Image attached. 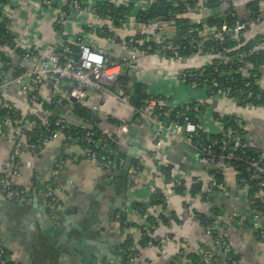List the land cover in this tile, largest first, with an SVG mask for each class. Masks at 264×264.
I'll list each match as a JSON object with an SVG mask.
<instances>
[{"label":"crops","instance_id":"obj_1","mask_svg":"<svg viewBox=\"0 0 264 264\" xmlns=\"http://www.w3.org/2000/svg\"><path fill=\"white\" fill-rule=\"evenodd\" d=\"M83 1L95 4L105 0ZM107 1L119 3L121 0ZM148 1L133 0V8L137 9L145 5L147 7ZM225 1L233 6L240 18L250 15L246 6L251 0ZM200 2L203 4L204 0ZM53 6L54 9L49 10L52 6L44 7L41 0H5L2 11L8 19L9 28L16 38L15 43L20 49L35 50L40 55H45L44 49L47 47L76 45L77 35L81 34L85 43L104 54L118 58L128 53L124 41L126 36L140 35L152 42L158 40L155 19L147 23H138L133 17L124 20L119 26H114L109 20L98 15H72L67 17L66 21H60V11L63 6L61 0H53ZM208 15L207 8L203 6L194 7L184 14L188 19L207 18ZM57 24L60 31L56 29ZM102 26H107L114 33L117 41H108L107 38L99 36L96 29ZM165 33L170 39L175 37V31L170 25H166ZM263 34L264 19L251 25L242 37L249 40ZM62 40L65 42L62 43ZM261 49L264 51V44ZM9 52L13 61H17L12 65L17 66L21 63L13 51ZM212 58L217 56L198 54L173 59L141 54L132 73V79L133 82L134 79L135 82H142V79L146 78V82H142L146 91L167 99L169 103L184 104L188 107L191 103L200 102V110L194 112V119L198 128L207 134L215 133L220 129L215 118L216 114L235 117L245 128L249 144L252 147H262L264 105L243 107L227 97H208L204 93L191 90L186 81L178 78V74L182 71L201 67L209 63ZM23 63L24 69L32 67L31 63ZM258 72V81L264 85V62L258 67ZM72 84L71 81L66 83L62 81L61 93H67ZM131 87L128 86L126 90H130ZM41 95L44 102L53 100L51 96L49 97L46 87L42 88ZM0 99L14 103L25 111L34 109L41 118H47L53 111V109L45 110L42 106H31L26 92L19 85L10 88L0 87ZM79 102L91 110L95 109L97 127L102 133L117 139L119 151L125 154L124 160L130 155L132 160L130 175L126 178V181L131 180V186L126 188L125 181L121 196L125 208L109 211L106 214L107 219L101 222L109 252L113 255L109 264H143L144 260L149 264H193L186 256L189 253L203 257V253L207 250L214 255L218 249V252L224 251L213 243L210 235L206 234L199 215L209 218L211 222L219 219L226 224L221 234L228 241L232 252L239 256L238 264H264V234L260 235V229L253 227V223L258 222L264 230V213L254 212L252 209L254 201L249 197V186L237 185L235 171L232 168L223 167L221 173L223 186L211 188L208 171L195 165L178 151L180 140L164 134L161 136L162 144L156 149L153 129L135 122L133 119L135 113L130 105L121 102L113 95L103 97L93 90H86L85 96ZM64 111V118L77 119L72 108ZM112 119L120 121L121 124L112 122ZM2 125L0 122V169L12 146L7 137L2 135L6 132ZM122 125L135 128L136 133L141 135L138 146L130 143L132 135L128 134V128L127 131L121 130ZM23 146L26 147L25 143ZM24 147L20 153V171L16 178L17 186L22 192L21 195L16 196L20 200L14 202L0 199V238L7 250L8 259L14 264H58L56 257L59 251L49 241L51 236H43L41 233L45 226L44 219L47 216L45 205L48 202L41 192L44 185L50 181L54 182L60 209L70 204H99L105 196L114 197V191L109 190V186L115 181L112 177L115 169L107 171L99 167L96 161L85 159L81 148L66 142L64 135L44 143L34 153ZM194 150V156L198 159L200 150L198 148ZM154 152H156L155 157ZM50 160L52 163H49ZM58 164L60 168L57 167ZM164 167L171 168V177L168 181H172L173 186L162 175ZM153 171L158 178L157 187L153 184ZM32 187H36V192H32ZM157 188L167 196L161 214L169 218V224L155 228L154 236L160 240L156 248L150 246L140 249L138 239L141 231L130 223L140 219V223L143 224L145 221L143 215L147 214L149 217L158 211V206L148 208ZM176 188H182L183 192H175ZM254 197L264 205V191L254 194ZM134 203L144 205L145 211L141 216L139 214L141 210H135ZM111 204L105 199L102 211H108ZM102 211L100 210L101 213H105ZM117 213L120 214L119 218L116 216ZM122 216L129 221L128 225H125L126 220H121ZM242 216L244 222H240ZM249 218L252 219L251 223L248 222ZM129 238L133 242L131 246L126 247ZM133 246L137 247L139 256L129 262L125 258L126 252ZM216 258L215 262H208L220 264L218 256Z\"/></svg>","mask_w":264,"mask_h":264},{"label":"built area","instance_id":"obj_2","mask_svg":"<svg viewBox=\"0 0 264 264\" xmlns=\"http://www.w3.org/2000/svg\"><path fill=\"white\" fill-rule=\"evenodd\" d=\"M61 2L63 6L60 11V21H66V18L72 15H97V3H87L83 0H61ZM112 2L128 5L133 0H121L119 3ZM151 2L152 0H149L147 5L149 6ZM41 3L46 8L53 6V0H41ZM148 6L146 7L145 5V7H139L137 9L133 8L123 16V21L128 18H136L138 10H145ZM228 6H230L229 2L225 0L221 1L219 12L222 11L223 20L214 26L209 25L207 18H187L189 25H191L189 33L192 34L182 37V41L176 40V37L170 39L165 33L166 25H170L175 31L174 20L165 21L162 17H156L158 40L154 42L158 48L153 53L145 52L143 48L144 44L150 42V40L144 36L135 38V35L128 36L125 42L128 52L127 55L115 58V60L110 59L112 56L104 54L100 50L85 43L82 40L81 34L77 35L76 38L77 49L75 53H78V55L75 58H67L63 63L59 61V57L65 53L55 52V47L45 48V55H40L35 50L24 49L20 58L23 62L31 63L32 67L24 69L17 76L4 75V72L1 70L3 74L0 76V87L10 88L19 85L26 92L28 103L36 107L41 106L44 102L41 90L43 87H46L49 97L51 96L53 99L54 107H59L63 110L69 108L73 110L74 103H80L79 101L85 96L86 90L97 91L103 97L113 95L121 102L130 105L135 115L152 123L151 128L153 129L156 149L162 144L161 136L169 134L180 141L189 144L194 143L196 145L194 147L200 150L198 160L204 170H207L206 166L209 163L213 164L216 169L222 167L225 164L224 161L231 159L240 160L246 165L245 170L248 172L249 181L252 180L255 182L257 190L254 194L257 195L258 192L264 191V144L262 147H256L259 150L257 155H248L246 148L251 145L249 144L245 128L239 122H237V131L233 125L229 124V120L225 119L229 115L218 114L215 118L219 123L220 129L215 133L207 134L198 128L194 119L192 120L184 114V104L177 105V103H169V101H166L167 99L165 100L150 94L145 89L148 95L147 98L139 107H134L129 101V94L118 83V77L122 68H125L132 78V73L136 69L137 61L141 54H153L173 59L180 58L181 51L191 50V55L203 54L201 50L202 44L206 41L213 40L222 43L226 36L239 40L251 25L259 23L264 19V11H260L254 18H251L249 15L246 18L237 19L230 23L226 20L224 13ZM107 20L112 23V20ZM105 38L108 41H117L115 37ZM241 45V43H238L236 48H239ZM250 45L251 47L247 51H236L233 55L226 58L223 56L227 52L226 47H222L221 50L211 47L210 52L207 54L217 56L218 59L227 63V61L233 58L241 60L246 55H250L254 51L261 49L263 44L252 42ZM16 47L18 48V45L15 43L14 48ZM64 49L68 51L67 53L72 52L68 46H65ZM1 58L2 56L0 55V69L3 66H9L11 71L16 70L17 67H14L12 63L10 65L8 62H2ZM244 65L242 67L229 65L227 68L221 70L214 67L213 72L215 75L211 78L206 77L207 75H204L203 70L193 73V78L188 82V85L191 90L204 93L208 97L222 96L229 98L237 105L253 106L248 100L256 99L264 101V85L259 83V77L257 78L255 73L248 72L251 64L245 63ZM187 71L184 70L178 74V78L185 81ZM239 73L247 80L243 83L242 87H236L231 83H227V81L233 82L234 75ZM64 79H69L73 83L67 93H61L60 91L61 83ZM249 79H253V82L257 85L259 89L258 94H254L252 82ZM135 81L136 79H134ZM71 98H74V101ZM200 106V102H194L192 111L197 113L200 110ZM0 107H5L10 112L16 114L14 118L5 116L2 120V124L6 127V132L2 135L7 137L12 146L6 161L0 169V199L10 200L22 193L17 186L16 178L20 171V153L23 150L24 141L26 140L24 132L30 131L38 120H41V123L44 125V135L40 142L41 145L64 135L63 131L73 126V136L67 139L72 145L81 148L85 159L96 161L99 167L107 171L114 170V167L116 169L123 167L125 162L124 158L117 157L119 152L117 139L104 133L96 134L91 126L87 125L80 118L66 119L64 117H55L53 121H49L46 118H41L34 109L25 111L14 103L4 102L1 99ZM92 111L94 112L95 109H92ZM172 112L177 117L183 116L182 119H168V113L170 116ZM121 130L127 131V126L122 125ZM242 132L245 133L242 134ZM29 150L32 153L35 152L33 147ZM100 151L105 153L104 157L100 156ZM155 156L156 152H154ZM57 167L60 168L61 166L58 164ZM215 169L207 170L209 173V186L211 188L223 186L222 181H219L215 177ZM153 173V184L157 187L158 178L156 177V172L153 171ZM167 182L172 186L174 185L172 181ZM243 184L238 183L237 185L243 187L245 186ZM125 186L126 188L131 186L130 179L126 181ZM35 190L36 187H32V192H36ZM41 192L44 193V196L50 204L57 201L53 181L47 182ZM116 216L119 218L120 214L117 213ZM142 217L143 220L148 218L147 214ZM244 220V216L240 217V222H244ZM253 227L260 229V235L263 236L264 230L261 229L258 222H254ZM225 228L226 224L219 219H215L205 227V232L210 235L212 231H218L219 234L214 238V244L218 248L228 251L230 249L229 243L221 234V231ZM152 245V240H149L147 247ZM136 249V246L128 249L125 257L127 261H133L139 256L138 249ZM7 254V250L0 238V264H14L8 259ZM216 257L209 250L203 253V258L209 262H215L217 260ZM228 260L230 264H238V260L232 255L228 257Z\"/></svg>","mask_w":264,"mask_h":264},{"label":"trees","instance_id":"obj_3","mask_svg":"<svg viewBox=\"0 0 264 264\" xmlns=\"http://www.w3.org/2000/svg\"><path fill=\"white\" fill-rule=\"evenodd\" d=\"M222 0H204L203 4H201L200 0H152L150 5L148 6L147 9L145 10H138L136 19L138 23H147L150 20L156 19V17H162L165 21L169 20H174L175 24V37L176 40H181L182 37L188 36L192 33H189V28L191 25H189L188 19L184 16L186 12H188L190 9H193L194 7H206L207 10L209 9H215L219 8L220 10V4ZM5 3V0H0V55L2 56V62H8L10 65L11 63H17V61H13V58L11 57V54L9 51H13V53L18 57V61L21 63H18L16 70L11 71V68L9 66H3L0 69V76H2L1 70L4 72V75H11V76H17L21 72L24 71V67L22 65H25L20 58V55L22 52H24V49H20L19 47H15V42L16 38L14 34L12 33L11 29L9 28V23L7 17H5L3 11H2V6ZM98 8L96 11V14L99 17H102L104 19H110L112 20V23L114 26H119V24L123 21V16L128 13L130 10L133 9V3H129L128 5L124 4H115L111 1H100L97 2ZM248 10L250 11V17L254 18L260 11H264V0H251L250 2L247 3ZM225 13V18L228 20L230 23H232L234 20L237 19H243L242 17L240 18L236 10L233 8L232 5L228 6V8L224 11ZM222 19V11L218 12L214 16H207V21L209 25L214 26L215 24H218L221 22ZM56 29H59V24L56 25ZM96 33L99 36L103 37H115L114 33L108 29L107 26L101 27L99 29H96ZM140 35H135V38H139ZM128 39V36L124 37V41L126 42ZM256 42L258 44H264V34L263 35H257L252 37L249 40H245L243 37H241L239 40H235L230 36H226L224 38V41L222 43L218 41H213V40H208L205 43L202 44V53L207 54L210 52V48L214 47L215 49L221 50L222 47L227 48V52L223 54V56L229 57L230 55H233L236 51H243L251 47L250 43ZM68 43V42H67ZM77 43V42H76ZM238 43H241L242 45L239 48H236ZM70 49L72 50L71 53H65L60 55L59 61L60 62H65L67 58H75V50L77 49V44H69ZM150 47V49H148ZM144 51L148 53H153L155 49L158 48L157 44L155 42H147L143 46ZM192 51H181V57H186L191 55ZM110 59L115 60L114 57H110ZM264 62V51L263 49H259L258 51H254L252 54L246 55L244 58L241 60L233 58L227 63L222 61L221 59L218 58H212L211 61L199 68H192L188 69L187 73L185 74V81L188 83L193 77V73H197L199 71L203 70L204 75H207L206 77L211 78L215 74L213 72L214 67H217L219 70L227 68V66H233V67H242L245 63H250L251 67L248 69L249 73H255L257 75V78L259 77V72H258V67L260 66L261 63ZM225 63V64H224ZM245 66V65H244ZM182 73V72H181ZM234 81L230 82L227 81V83H231L235 85L236 87H242L243 83L247 80H245L241 74H236L233 77ZM252 82V90L254 91V94L259 93V89L257 85L253 82V79H249ZM223 83L224 80L221 79ZM118 83L120 84L121 88L126 90L128 86L131 87L133 86V91L131 94H129V101L134 107H139L142 102L147 98V93L145 92V84L142 82H133L131 76H129L128 71L125 68H122V71L118 77ZM250 103L253 104V106H261L264 105L263 100H256V99H250L248 100ZM194 103L189 104L188 107H184V114L187 115L190 119H194V112L192 111ZM43 109L45 110H50L54 108V103L53 101H46L43 102L42 105ZM201 107V106H200ZM244 107V106H243ZM189 108V109H188ZM73 113L77 118H80L84 120L87 124L91 126V128L96 132V134L102 133L100 129L97 127V120L94 115V112L90 109L87 108L80 103H74L73 105ZM14 112H10L7 110L5 107H0V122L2 123V120L5 116L8 117H15ZM217 114L215 115V117ZM183 117V116H182ZM181 116L177 117L174 112L171 113V115H167L168 119H182ZM54 116L52 114H49L47 116V120L53 121ZM226 120H229V124L233 125L234 128H237V120L233 116H226ZM195 120V119H194ZM112 122H115L116 124H121L120 121H117L116 119H112ZM41 120H38L37 123L31 128L30 131L24 132L25 133V138L26 140L24 141L25 146L24 148L30 149L33 147L36 151L40 148L41 146V139L43 138L44 135V125L41 123ZM196 122V120H195ZM238 131V129H236ZM64 132V137L65 141H68V137L73 136L74 132V127L71 126L69 127L68 130L63 131ZM245 132H242V134ZM258 148L252 147V146H247L246 148V153L250 156H255L257 155ZM105 153L103 151H100V156L104 157ZM117 157L119 158H124L125 159V154L122 153L121 151L118 152ZM224 165L220 168H218L215 171V177L219 180H223L222 176V168L224 167H229L232 168L235 171V179L236 183H241L243 185H248L249 186V197L254 201L252 209L254 212H263L264 213V205L263 203L258 200L256 197H254V193L257 190L255 187V182L248 179V172L245 170V163L237 160V159H231L228 161H224ZM171 168L170 167H164L162 170V175L164 176V179L166 181L170 180L171 177ZM177 189V190H176ZM175 192H183L182 188H176ZM165 199L166 195L159 189L157 188L155 192L153 193L151 200L149 202V206H158L159 209L155 214H151L145 221H143V224H141V220L137 219L134 223H130V225H135L137 226L140 231L141 235L138 239V243L140 245V249L146 248L147 247V242L149 240H152V246L155 247L160 243L154 235V230L155 228L159 225H168L169 224V218L166 217L165 215L161 214L162 209L165 207ZM134 208L137 209V211L141 210L139 212L140 216L142 215L144 209V205L139 204V203H134ZM200 220L203 222L204 226L206 227L207 225L211 224V220L209 218H206L205 216L199 215ZM121 220H126V217H121ZM129 221L126 220L125 225H128ZM218 231H212L210 234L212 241L214 243V238L218 235ZM133 240L129 238V240L126 242V247L132 245ZM219 251V249H218ZM215 251L214 253L218 256L220 260V264H230V261L228 260V257L232 255L236 260H239V256L232 252L231 249L228 251L224 252H218ZM8 255V254H7ZM189 260L193 264H210L208 261H206L203 257L200 255H196L195 253H189L186 255ZM143 264H149L143 261Z\"/></svg>","mask_w":264,"mask_h":264},{"label":"water","instance_id":"obj_4","mask_svg":"<svg viewBox=\"0 0 264 264\" xmlns=\"http://www.w3.org/2000/svg\"><path fill=\"white\" fill-rule=\"evenodd\" d=\"M53 9L54 6L49 10ZM218 12L219 8L208 10L210 16H214ZM62 41V43L65 42L64 40ZM55 52L67 53L68 51L65 50L62 45H57L55 46ZM77 55L78 53H75V56ZM63 81L66 83L69 79H64ZM142 82H146V78H143ZM132 91L133 86L130 90H126L129 94H131ZM71 100L74 101V98H71ZM64 113L65 111L59 107H54L52 111L54 117H63ZM133 119L139 125L142 124L145 127L152 126L150 121H145L144 119L138 118L136 115H134ZM2 126V128L6 129L5 125ZM127 128L128 134L132 135L130 143H135L138 146L141 135L136 133L135 128L130 126ZM194 146H196L194 143L189 144L180 141L177 149L195 165L202 166L199 160L194 156V149H196ZM157 159H159V154H157ZM131 161L130 155V157H127L125 160L121 169L117 170L114 167L115 172L112 177L115 178V181L109 186V190L114 191L113 198L104 195L105 197L103 200H99V204H70L62 209L59 208L58 201L53 204L46 202L45 214L47 216L44 219L45 226L41 233L43 236H51L49 237V241L53 243L59 251L56 257L58 264H109L108 262L112 259L111 257L113 255L109 252V245L105 240L106 235L101 226V222L107 219L106 214H108L109 211L112 212L116 209L124 210L125 208V206L122 205L121 196L124 191L126 178L131 172ZM49 163H52V161L50 160ZM206 169L213 170L215 166L209 163ZM105 199L112 203L109 210L106 212L102 211L104 210L102 205ZM19 200L20 198L13 197L9 201L15 202ZM100 210L105 213H101ZM111 215L113 214L111 213ZM248 222L251 223L252 219L249 218ZM51 233H53V235H51Z\"/></svg>","mask_w":264,"mask_h":264}]
</instances>
